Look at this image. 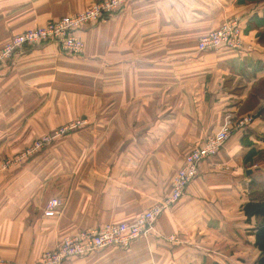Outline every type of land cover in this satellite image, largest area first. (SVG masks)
<instances>
[{
	"label": "crops",
	"instance_id": "obj_1",
	"mask_svg": "<svg viewBox=\"0 0 264 264\" xmlns=\"http://www.w3.org/2000/svg\"><path fill=\"white\" fill-rule=\"evenodd\" d=\"M94 1L0 0V47ZM231 18L242 49H197ZM77 35L81 55L40 43L0 65V257L33 264L64 236L133 221L170 194L192 147L249 115L152 233L63 264H254L257 220L242 206L264 196V0H128Z\"/></svg>",
	"mask_w": 264,
	"mask_h": 264
},
{
	"label": "built area",
	"instance_id": "obj_2",
	"mask_svg": "<svg viewBox=\"0 0 264 264\" xmlns=\"http://www.w3.org/2000/svg\"><path fill=\"white\" fill-rule=\"evenodd\" d=\"M128 0H99L85 9L49 20L44 25L26 29L11 36L0 47V65L25 46L40 43H56L65 54L78 56L83 53L82 40L77 31L87 25L105 20L108 16L122 10ZM220 47L242 49L244 47L243 30L237 18L224 21L218 28L199 37L197 49L199 51L213 50ZM251 120L246 115L236 121V124L225 122L215 133L209 135L200 145L192 147L184 156L182 165L174 172L171 178L170 194L159 202L145 209L133 221L107 223L97 229L77 232L62 237L53 249L44 251L33 264H63L67 259L84 257L106 247L126 249L133 241L149 235L154 231L155 222L161 213L170 209L185 193L187 186L192 182L199 170V164L216 155L224 146L236 127L243 126ZM69 126H62L52 135H44L34 139L21 152L14 155L13 164H18L33 156L44 148L54 137L64 134ZM6 163L10 164V161ZM60 200L50 198L45 210L55 211ZM0 264H16L0 257Z\"/></svg>",
	"mask_w": 264,
	"mask_h": 264
},
{
	"label": "trees",
	"instance_id": "obj_3",
	"mask_svg": "<svg viewBox=\"0 0 264 264\" xmlns=\"http://www.w3.org/2000/svg\"><path fill=\"white\" fill-rule=\"evenodd\" d=\"M242 210L247 218L254 217L257 220L254 246L258 250V256L254 264H264V196L248 200Z\"/></svg>",
	"mask_w": 264,
	"mask_h": 264
},
{
	"label": "rangeland",
	"instance_id": "obj_4",
	"mask_svg": "<svg viewBox=\"0 0 264 264\" xmlns=\"http://www.w3.org/2000/svg\"><path fill=\"white\" fill-rule=\"evenodd\" d=\"M94 2H96V1H94ZM94 2H92L91 4H93ZM91 4H90V5H91ZM90 5H88V6H90ZM88 6H87V7H88Z\"/></svg>",
	"mask_w": 264,
	"mask_h": 264
},
{
	"label": "bare ground",
	"instance_id": "obj_5",
	"mask_svg": "<svg viewBox=\"0 0 264 264\" xmlns=\"http://www.w3.org/2000/svg\"><path fill=\"white\" fill-rule=\"evenodd\" d=\"M168 196V195H167ZM75 234V233H74ZM72 235V234H71Z\"/></svg>",
	"mask_w": 264,
	"mask_h": 264
}]
</instances>
